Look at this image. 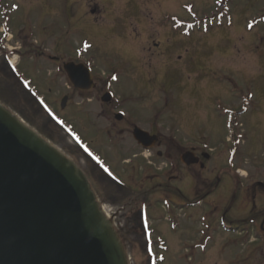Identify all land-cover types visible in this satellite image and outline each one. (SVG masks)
Masks as SVG:
<instances>
[{
  "label": "rangeland",
  "instance_id": "obj_1",
  "mask_svg": "<svg viewBox=\"0 0 264 264\" xmlns=\"http://www.w3.org/2000/svg\"><path fill=\"white\" fill-rule=\"evenodd\" d=\"M0 3V102L78 165L91 183L93 162L89 152L81 151L76 143L77 137L83 136L94 152L104 155L92 144L93 136L82 121L83 116L93 119L96 110L103 109L100 104L75 98L61 110L69 83L59 71L60 60L49 58V54L66 60L76 53L82 62L96 66L99 75L107 73L113 83L123 84L116 88L119 97L126 98L129 93L140 97L139 104H126L127 111L139 117L141 127L157 126L165 138L174 137L184 146L205 137L221 153L213 165L225 163L221 143L232 138L238 153L231 160L241 163L240 187L264 182V0ZM2 26L10 30L9 38L1 33ZM7 53L17 68L9 63ZM124 65L132 68L130 75L122 70ZM128 82L131 88L123 91ZM77 103H83L82 120L80 114L75 115ZM97 121L106 122L103 118ZM96 195L129 263L148 264L131 244L132 237L115 224L121 223L124 215L112 203L115 197L104 192ZM133 198L127 200L132 204ZM222 198L212 201L220 207L225 202ZM167 211L173 212L168 218L170 226L192 228L196 240L179 247L178 239L186 233L172 236L166 227L161 233L171 240V246L168 243V248L157 251L166 259L159 264H264V246L255 252L256 258L254 252L246 258L250 244L237 247L239 240L224 235L218 216L222 211L194 208L189 214L175 213L170 206ZM240 214L246 219L245 211ZM202 217L209 220L203 223ZM141 222H145L144 216Z\"/></svg>",
  "mask_w": 264,
  "mask_h": 264
},
{
  "label": "flooded vegetation",
  "instance_id": "obj_2",
  "mask_svg": "<svg viewBox=\"0 0 264 264\" xmlns=\"http://www.w3.org/2000/svg\"><path fill=\"white\" fill-rule=\"evenodd\" d=\"M156 47H159V44H156ZM48 57L60 60L59 71L64 82L69 83L68 89L63 92V99H67L63 110L75 98L81 99L83 103L100 104L103 109L100 112L96 110L93 119L86 115L82 120L80 106L83 103H77L76 109L74 108L75 115L80 114V119L84 123L82 124L90 130L94 141L92 144L100 148L104 155L94 152L91 143L83 136L79 139L78 147L80 150L86 147L90 151L93 162L91 184L94 192L96 194L104 192L115 197L112 203L119 208L121 216L124 211L122 216L124 223L115 224L119 231L125 230L132 237L131 244L137 248L140 255L147 258L148 264L152 263L149 248L152 249V253L154 252V257L159 258L163 254L157 251L168 248L166 247L168 243L171 246V240L161 233L166 231V227L172 236H182L181 232L186 233L184 238L178 239L179 247L195 243L192 228L183 225L170 226L168 218L173 212L167 211L169 206L175 213L187 211L189 214L194 208L200 212L206 208L216 212L222 211L218 216L221 217V224L226 231L224 235H231L240 242L249 243L251 247L246 258H251L253 252V259L256 258L255 252L264 246V182L257 181L251 188L249 185L246 189L240 187L241 179L238 173L241 163L239 159L231 160L238 153L232 138L229 140L226 138L225 142L221 143L227 156L225 163L213 165L217 162L216 157L218 155L221 157V153H217V146L210 145L205 137L194 139L184 146L174 137L165 138L157 126L151 125L149 129L141 127L139 117L136 113L127 111L126 104L130 101L139 104L140 97H133L135 94L131 93L126 98L119 97L116 88L122 87L123 84L113 83L115 80L112 82L111 75L107 73L99 75L95 70L96 66L90 62H82L76 57V53L66 60L57 56ZM69 63L74 67L81 66L86 71L90 70L88 73L91 79L87 84L90 90L82 91L71 84L65 71V66ZM123 67L122 70L130 75L132 68L127 66L125 69V65ZM120 82L121 80H118L117 83ZM131 86L129 82L127 85L124 84L123 91ZM135 103L132 106H135ZM102 118L106 121L104 124L97 121ZM156 118L161 119V115ZM136 129H142L151 136H158L157 142H148L147 146L139 143L135 137ZM187 153L196 160V164L185 163L183 157ZM106 156H109V159ZM230 160L233 163H230ZM235 160L237 163L234 164ZM196 185L201 188L196 190ZM230 186L237 188L230 189ZM133 195L131 204L129 202L131 199L127 200V197ZM153 196L156 198H152ZM220 196L224 197L222 199H225V202L218 207L212 199ZM240 211H245L246 219L241 216ZM115 214L117 216V213ZM116 216L113 220L117 218ZM143 216L147 223L141 222ZM146 230L151 233L150 236ZM208 255H204L203 258Z\"/></svg>",
  "mask_w": 264,
  "mask_h": 264
},
{
  "label": "water",
  "instance_id": "obj_3",
  "mask_svg": "<svg viewBox=\"0 0 264 264\" xmlns=\"http://www.w3.org/2000/svg\"><path fill=\"white\" fill-rule=\"evenodd\" d=\"M66 70L74 86L90 89L81 66ZM135 137L158 140L141 129ZM183 160L197 163L190 153ZM0 264H128L84 173L1 103Z\"/></svg>",
  "mask_w": 264,
  "mask_h": 264
}]
</instances>
